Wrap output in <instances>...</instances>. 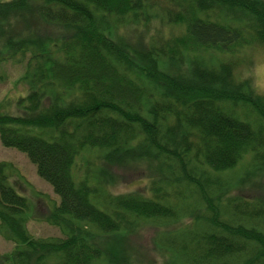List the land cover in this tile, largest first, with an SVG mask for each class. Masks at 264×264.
I'll return each instance as SVG.
<instances>
[{
  "label": "trees",
  "instance_id": "16d2710c",
  "mask_svg": "<svg viewBox=\"0 0 264 264\" xmlns=\"http://www.w3.org/2000/svg\"><path fill=\"white\" fill-rule=\"evenodd\" d=\"M152 18L184 30L149 35ZM251 44L264 46V0H0V60L23 62L26 85L18 113L0 111V141L52 186L44 219L62 233L29 231L0 161V235L14 244L0 264H135L139 222L196 210L159 233L169 264H264V172L259 198L224 196L245 155L264 171V94L211 60ZM134 171L149 196L109 191Z\"/></svg>",
  "mask_w": 264,
  "mask_h": 264
},
{
  "label": "rangeland",
  "instance_id": "374dc122",
  "mask_svg": "<svg viewBox=\"0 0 264 264\" xmlns=\"http://www.w3.org/2000/svg\"><path fill=\"white\" fill-rule=\"evenodd\" d=\"M147 27V34H161L169 36L171 33L182 34L183 26L169 25L160 22V19L152 18ZM174 26V27H172ZM211 55V54H210ZM216 57V58H215ZM221 58L232 63L231 69L236 80L247 79L254 87L255 91L264 94V46L259 44L243 45L232 52L216 54L211 56V60ZM23 62L13 60H0V111L13 114L18 113L15 102L17 98L26 93V85L19 81L23 72ZM249 154L245 155L234 168L229 172H237L230 188L224 192V196L232 197L236 194L240 197L252 201L260 197L263 185L259 183L260 173L263 170H245ZM86 158H91L87 155ZM0 161L10 164L8 179L18 192L26 196L31 205L32 217L27 221V228L35 237H62L59 228L47 222L44 217L54 203H58L59 197L53 191L52 186L42 179L36 171L35 165L28 159L27 155L15 147L4 146L0 141ZM80 157L76 158V163L81 167ZM246 165V166H245ZM82 168V167H81ZM228 174V175H229ZM264 179V177H262ZM264 184V183H263ZM148 185L150 179L141 172L134 171L123 175V180H118L114 185L108 187L113 193L128 191H141L145 195H150ZM202 213L207 212L206 204L199 208ZM210 211V210H209ZM199 212L196 210L192 216H185L177 223H168L167 226L158 221L139 222L138 230L130 238L134 246L135 264H169L172 260V253L165 251L159 245L161 231H178L179 228H190ZM158 231V232H157ZM159 234V235H158ZM110 236H108L109 238ZM117 238V237H115ZM120 239V238H119ZM124 238L120 243L124 242ZM13 242L5 240L0 235V254H6L13 248Z\"/></svg>",
  "mask_w": 264,
  "mask_h": 264
}]
</instances>
